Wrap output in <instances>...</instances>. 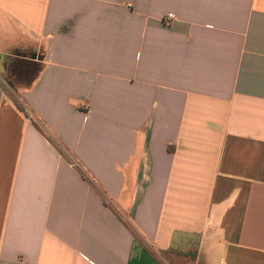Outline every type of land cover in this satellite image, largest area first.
Listing matches in <instances>:
<instances>
[{"label":"crops","instance_id":"0c3cea01","mask_svg":"<svg viewBox=\"0 0 264 264\" xmlns=\"http://www.w3.org/2000/svg\"><path fill=\"white\" fill-rule=\"evenodd\" d=\"M190 249L264 264V0H0V264Z\"/></svg>","mask_w":264,"mask_h":264},{"label":"rangeland","instance_id":"374dc122","mask_svg":"<svg viewBox=\"0 0 264 264\" xmlns=\"http://www.w3.org/2000/svg\"><path fill=\"white\" fill-rule=\"evenodd\" d=\"M30 56L32 57V55H29L28 57L30 58ZM19 71H18V74L19 72L24 74V75H27L25 76V78H23L22 80H20L22 83V85H16L18 86L19 89L23 88V86L25 84H28L29 81L31 80V67L27 66L26 64L25 65H20L19 67ZM12 71L9 73L11 75ZM9 74H6L5 73V76H3V81L5 83V88H7L6 90L9 92V94L11 96H13L14 100H19V93H15L18 89L17 87H12V82L10 79V75ZM13 74V73H12ZM16 91H15V90ZM184 257L186 258H192L193 257V249H190L188 253H178V254H175L172 256H166L165 257V262L164 264H185L186 262H188L189 259H185Z\"/></svg>","mask_w":264,"mask_h":264},{"label":"trees","instance_id":"16d2710c","mask_svg":"<svg viewBox=\"0 0 264 264\" xmlns=\"http://www.w3.org/2000/svg\"><path fill=\"white\" fill-rule=\"evenodd\" d=\"M19 66V64L17 63V64H15L14 65V68H15V66ZM15 103H16V105H17V107L21 110V111H23V112H26V108H25V106L23 105V103L21 102V100H15ZM36 124V123H35ZM37 125V124H36ZM38 126V125H37ZM39 128H40V126H38Z\"/></svg>","mask_w":264,"mask_h":264},{"label":"built area","instance_id":"2783aa9c","mask_svg":"<svg viewBox=\"0 0 264 264\" xmlns=\"http://www.w3.org/2000/svg\"><path fill=\"white\" fill-rule=\"evenodd\" d=\"M168 18H169V19H173L174 16H173L172 14H169V15H168ZM84 108H85V105H84Z\"/></svg>","mask_w":264,"mask_h":264}]
</instances>
